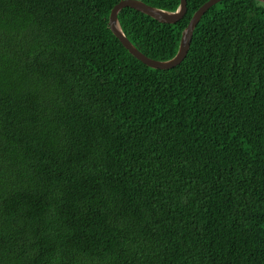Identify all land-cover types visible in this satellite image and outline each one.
I'll list each match as a JSON object with an SVG mask.
<instances>
[{"label": "trees", "instance_id": "trees-1", "mask_svg": "<svg viewBox=\"0 0 264 264\" xmlns=\"http://www.w3.org/2000/svg\"><path fill=\"white\" fill-rule=\"evenodd\" d=\"M120 1L0 0V264H264V2L215 3L155 68ZM206 1L118 19L166 60Z\"/></svg>", "mask_w": 264, "mask_h": 264}, {"label": "water", "instance_id": "water-1", "mask_svg": "<svg viewBox=\"0 0 264 264\" xmlns=\"http://www.w3.org/2000/svg\"><path fill=\"white\" fill-rule=\"evenodd\" d=\"M221 0H208L203 5H201L193 14L188 25L184 28L179 44L177 53L166 60H158L149 57L147 54L143 53L139 48H137L133 42L126 36L122 27L119 23L118 15L119 12L125 7L135 8L151 17L167 23H175L180 20L187 12V0H180V5L175 11L166 10L157 6H153L143 0H121L115 4L111 10L109 16V26L112 31L120 38L123 45L129 50L131 54L143 61L145 64L155 67V68H171L179 64L187 56L194 30L200 21L202 15L215 3ZM264 2V0H260Z\"/></svg>", "mask_w": 264, "mask_h": 264}, {"label": "clouds", "instance_id": "clouds-1", "mask_svg": "<svg viewBox=\"0 0 264 264\" xmlns=\"http://www.w3.org/2000/svg\"><path fill=\"white\" fill-rule=\"evenodd\" d=\"M190 50V49H189Z\"/></svg>", "mask_w": 264, "mask_h": 264}]
</instances>
